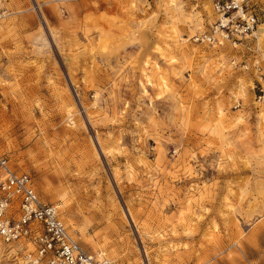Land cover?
<instances>
[{
	"label": "rangeland",
	"instance_id": "374dc122",
	"mask_svg": "<svg viewBox=\"0 0 264 264\" xmlns=\"http://www.w3.org/2000/svg\"><path fill=\"white\" fill-rule=\"evenodd\" d=\"M264 8V0H255ZM213 0H0V154L116 264L264 260V24ZM0 238V264H35Z\"/></svg>",
	"mask_w": 264,
	"mask_h": 264
},
{
	"label": "built area",
	"instance_id": "2783aa9c",
	"mask_svg": "<svg viewBox=\"0 0 264 264\" xmlns=\"http://www.w3.org/2000/svg\"><path fill=\"white\" fill-rule=\"evenodd\" d=\"M220 15L201 41L215 43L219 38L239 45L256 38L264 24V8L255 0H213ZM0 238L18 245L37 264H116L84 250L68 232L57 205L39 196L33 178L13 168L8 156L0 154ZM248 264H264L252 261Z\"/></svg>",
	"mask_w": 264,
	"mask_h": 264
},
{
	"label": "bare ground",
	"instance_id": "6f19581e",
	"mask_svg": "<svg viewBox=\"0 0 264 264\" xmlns=\"http://www.w3.org/2000/svg\"><path fill=\"white\" fill-rule=\"evenodd\" d=\"M219 17H220V15H219ZM221 39H223V38H221ZM234 44H236V43H234ZM58 209V208H57ZM59 211V210H58ZM60 214V213H59ZM61 218V217H60ZM62 220V219H61ZM64 222V221H63ZM65 223V222H64ZM65 226H66V224H65ZM66 228H67V226H66ZM67 230H68V228H67ZM68 232H69V230H68ZM70 233V232H69ZM70 235L72 236V234L70 233ZM73 237V236H72ZM74 238V237H73ZM75 239V238H74ZM76 240V239H75ZM98 258H104V257H98ZM35 262V261H34ZM35 264H37L36 262H35Z\"/></svg>",
	"mask_w": 264,
	"mask_h": 264
}]
</instances>
